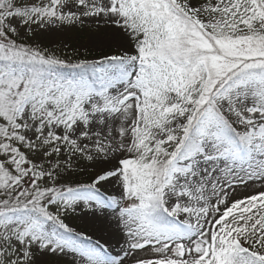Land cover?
<instances>
[{
    "label": "snow or ice",
    "instance_id": "snow-or-ice-1",
    "mask_svg": "<svg viewBox=\"0 0 264 264\" xmlns=\"http://www.w3.org/2000/svg\"><path fill=\"white\" fill-rule=\"evenodd\" d=\"M73 28L116 51L30 42ZM256 185L264 0H0V264H264V190L234 198ZM81 208L111 210L122 255L65 222Z\"/></svg>",
    "mask_w": 264,
    "mask_h": 264
},
{
    "label": "rangeland",
    "instance_id": "rangeland-1",
    "mask_svg": "<svg viewBox=\"0 0 264 264\" xmlns=\"http://www.w3.org/2000/svg\"><path fill=\"white\" fill-rule=\"evenodd\" d=\"M94 30V26H89ZM33 43H39L41 47L48 48L58 57L69 60L74 63L75 60L80 59H99L104 54H113L116 51L115 45L109 44L101 39H97L90 35V32L85 29L73 28L70 30L55 32L51 34H42L38 38L33 39ZM115 163V161H113ZM88 162H83L81 168L70 177L78 182H87L92 171L96 170L92 167H86ZM110 167L111 165H107ZM254 190H264L258 185L253 188L250 186L247 190H238L234 198H242L245 195L251 194ZM102 191L108 194L118 193L119 189L115 187V183H106L103 185ZM111 210H108L105 215L97 213L95 216L86 209H79L76 212L67 213L63 219L76 232H83L86 236H90L93 243L97 240L105 245L106 250L112 254H121V247L123 245V235L116 228L114 222L111 221ZM107 217V218H106ZM115 230L119 235L120 245L114 248V244L109 242L110 233ZM114 232V233H115ZM48 264H72L71 257H48L46 258Z\"/></svg>",
    "mask_w": 264,
    "mask_h": 264
},
{
    "label": "bare ground",
    "instance_id": "bare-ground-1",
    "mask_svg": "<svg viewBox=\"0 0 264 264\" xmlns=\"http://www.w3.org/2000/svg\"><path fill=\"white\" fill-rule=\"evenodd\" d=\"M113 231H111L112 233H110V238L109 239V242L111 244H114V248L119 246L120 245V242H119V235L116 234L115 230L112 229ZM115 232V233H114Z\"/></svg>",
    "mask_w": 264,
    "mask_h": 264
},
{
    "label": "trees",
    "instance_id": "trees-1",
    "mask_svg": "<svg viewBox=\"0 0 264 264\" xmlns=\"http://www.w3.org/2000/svg\"><path fill=\"white\" fill-rule=\"evenodd\" d=\"M78 62V60H75L74 63ZM64 71L67 73V72H71L73 71L72 69H64Z\"/></svg>",
    "mask_w": 264,
    "mask_h": 264
}]
</instances>
